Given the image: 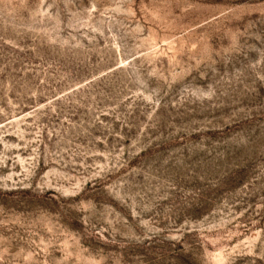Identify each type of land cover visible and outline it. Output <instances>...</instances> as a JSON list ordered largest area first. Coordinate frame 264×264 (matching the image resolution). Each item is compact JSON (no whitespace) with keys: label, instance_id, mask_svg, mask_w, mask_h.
<instances>
[{"label":"rangeland","instance_id":"1","mask_svg":"<svg viewBox=\"0 0 264 264\" xmlns=\"http://www.w3.org/2000/svg\"><path fill=\"white\" fill-rule=\"evenodd\" d=\"M0 264H264V0H0Z\"/></svg>","mask_w":264,"mask_h":264}]
</instances>
